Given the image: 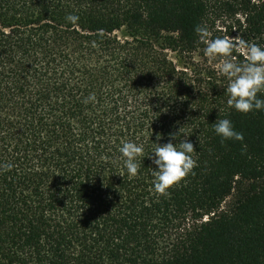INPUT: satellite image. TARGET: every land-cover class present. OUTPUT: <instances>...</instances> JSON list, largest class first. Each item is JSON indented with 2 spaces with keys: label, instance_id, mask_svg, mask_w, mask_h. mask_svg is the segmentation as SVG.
<instances>
[{
  "label": "trees",
  "instance_id": "16d2710c",
  "mask_svg": "<svg viewBox=\"0 0 264 264\" xmlns=\"http://www.w3.org/2000/svg\"><path fill=\"white\" fill-rule=\"evenodd\" d=\"M224 18L264 46V0H0V264H264V111L228 107L195 31ZM179 129L196 166L158 193Z\"/></svg>",
  "mask_w": 264,
  "mask_h": 264
},
{
  "label": "clouds",
  "instance_id": "9594fccd",
  "mask_svg": "<svg viewBox=\"0 0 264 264\" xmlns=\"http://www.w3.org/2000/svg\"><path fill=\"white\" fill-rule=\"evenodd\" d=\"M66 20L75 23L78 17L67 15ZM196 33L201 36L205 43L204 54L207 57H225L217 65L218 72L228 80L225 93L228 96L227 105L236 111L247 114L252 111H264V100L258 98V93L264 92V46L248 42L243 39L236 40L228 37H216L208 39V30L206 27L197 26ZM240 52L245 57L243 63H236L232 58L233 50ZM88 100H94V94H90ZM213 131L222 140H243V134L237 132L232 122L227 119H217L212 124ZM181 129V128H180ZM170 134V141L166 144L156 143L151 154H154L153 163L156 170L153 171V187L156 192L164 193L168 188L181 181L189 175L196 162L191 154L194 152V146L191 141L182 139L177 143L171 140H177L182 134L181 130ZM161 139L157 136V140ZM123 157V165L129 176H135L139 169V158L144 153V145L123 141L119 148ZM11 168V165H6Z\"/></svg>",
  "mask_w": 264,
  "mask_h": 264
},
{
  "label": "rangeland",
  "instance_id": "374dc122",
  "mask_svg": "<svg viewBox=\"0 0 264 264\" xmlns=\"http://www.w3.org/2000/svg\"><path fill=\"white\" fill-rule=\"evenodd\" d=\"M218 25H220L219 29H221V35L223 37H228L230 39H233L234 42L236 40H239L240 33L237 30L233 20L224 18L220 23H218ZM232 199H233V196L229 197L225 201L226 202L225 205L231 202Z\"/></svg>",
  "mask_w": 264,
  "mask_h": 264
}]
</instances>
